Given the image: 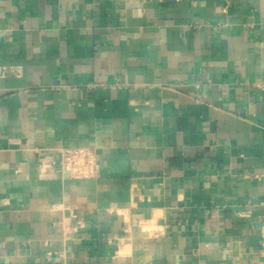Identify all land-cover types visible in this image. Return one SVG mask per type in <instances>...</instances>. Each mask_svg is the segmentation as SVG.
<instances>
[{"label": "crops", "instance_id": "1", "mask_svg": "<svg viewBox=\"0 0 264 264\" xmlns=\"http://www.w3.org/2000/svg\"><path fill=\"white\" fill-rule=\"evenodd\" d=\"M263 224L264 0H0V264H264Z\"/></svg>", "mask_w": 264, "mask_h": 264}, {"label": "built area", "instance_id": "2", "mask_svg": "<svg viewBox=\"0 0 264 264\" xmlns=\"http://www.w3.org/2000/svg\"><path fill=\"white\" fill-rule=\"evenodd\" d=\"M181 1V0H177ZM60 159L55 166L68 172L72 177H95L99 170V162L94 149L91 148H63L59 151ZM44 163L41 168L43 169ZM262 245L264 247V224L260 228Z\"/></svg>", "mask_w": 264, "mask_h": 264}]
</instances>
